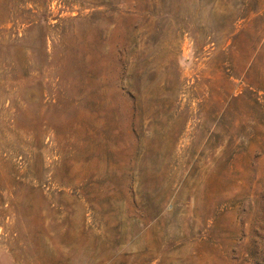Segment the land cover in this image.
<instances>
[{
    "label": "rangeland",
    "instance_id": "1",
    "mask_svg": "<svg viewBox=\"0 0 264 264\" xmlns=\"http://www.w3.org/2000/svg\"><path fill=\"white\" fill-rule=\"evenodd\" d=\"M0 264H264V0H0Z\"/></svg>",
    "mask_w": 264,
    "mask_h": 264
}]
</instances>
